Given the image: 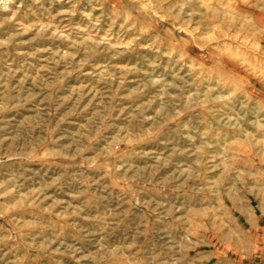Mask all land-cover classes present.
<instances>
[{
  "label": "rangeland",
  "instance_id": "obj_1",
  "mask_svg": "<svg viewBox=\"0 0 264 264\" xmlns=\"http://www.w3.org/2000/svg\"><path fill=\"white\" fill-rule=\"evenodd\" d=\"M0 264H264V0H0Z\"/></svg>",
  "mask_w": 264,
  "mask_h": 264
}]
</instances>
